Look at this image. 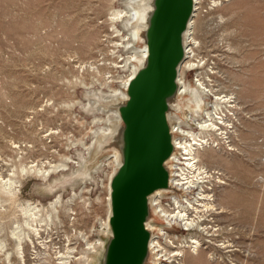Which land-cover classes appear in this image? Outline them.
I'll use <instances>...</instances> for the list:
<instances>
[{
    "label": "rangeland",
    "instance_id": "1",
    "mask_svg": "<svg viewBox=\"0 0 264 264\" xmlns=\"http://www.w3.org/2000/svg\"><path fill=\"white\" fill-rule=\"evenodd\" d=\"M132 4L0 0V178L14 184L0 182V264H101L95 244L109 238L107 177L119 143L110 130L120 99L109 95L143 46L138 22L127 21ZM191 35L194 67L182 81L203 84L217 125L205 114L180 123L201 139L196 159L223 177L203 217L220 228L200 240L182 233L175 250L181 264H264V0H199ZM27 202L42 206L38 219L22 214ZM190 221L187 229L208 227Z\"/></svg>",
    "mask_w": 264,
    "mask_h": 264
},
{
    "label": "water",
    "instance_id": "2",
    "mask_svg": "<svg viewBox=\"0 0 264 264\" xmlns=\"http://www.w3.org/2000/svg\"><path fill=\"white\" fill-rule=\"evenodd\" d=\"M193 0H152L143 37L147 55L118 106L121 163L109 181L110 236L101 264H145L150 233L148 198L168 187L166 160L173 151L167 121L184 59L183 35Z\"/></svg>",
    "mask_w": 264,
    "mask_h": 264
},
{
    "label": "built area",
    "instance_id": "3",
    "mask_svg": "<svg viewBox=\"0 0 264 264\" xmlns=\"http://www.w3.org/2000/svg\"><path fill=\"white\" fill-rule=\"evenodd\" d=\"M188 43L190 41L186 42V44ZM184 46L185 40L183 38V48ZM169 130L171 137L174 135L178 140L190 139L189 136L181 135L176 129H171L170 125ZM206 140H209V144L210 142L217 143L214 137H206ZM181 153L182 151L173 145V151L165 162L168 172V187L163 193L154 196L151 204L149 202L151 195L148 198L149 217L147 221L150 220L152 231H149L146 227L150 233V238L147 263L145 262V264H156V262L160 264H181L183 253H180L181 250L176 251L175 249H177L176 242L182 233L192 232L194 237L199 239L201 234L211 237L210 232H217L220 228L215 224V220H212L213 216L206 219L213 213L205 209V205L209 202V195H214L215 189L223 184L222 175L202 166L192 156L185 157L184 155L182 157ZM206 171L210 172L209 177L206 176ZM217 176L222 178V180H217L215 178ZM152 208L155 209V212L152 211ZM163 212L167 213V215L163 214ZM205 215L207 216L203 218ZM176 216H181L184 220L194 219V222L197 220L196 223L199 224L201 222V224L204 223L203 227L205 224L208 227L201 231L196 226L186 229L183 221ZM210 226L215 227L209 228ZM67 260H71V257L67 258Z\"/></svg>",
    "mask_w": 264,
    "mask_h": 264
},
{
    "label": "bare ground",
    "instance_id": "4",
    "mask_svg": "<svg viewBox=\"0 0 264 264\" xmlns=\"http://www.w3.org/2000/svg\"><path fill=\"white\" fill-rule=\"evenodd\" d=\"M125 1H128V0H125ZM134 1V4H132V8H131V12L129 14V17L127 19V21H131L133 19H135V21L138 22V25L135 26L134 28V31H133V35L136 37V38H139L140 41L142 42V49L140 51V55L139 56H135L133 55V57L135 56V62L136 64H132L131 67H130V72H129V75L127 76V78L123 81V82H120L122 83L121 84V90L119 91H114L113 90L111 92L115 93V94H111L109 95V97L112 95V96H116V98H119L120 101L116 104V108L115 110L113 111V117L115 119V126L110 130V135H116V137H119V133L122 129V122L120 120V117H119V113H118V106L120 104H123L126 99H127V94H126V89H127V85H128V82L129 80L133 77V75L137 72L138 69L141 68V66L144 64V60L146 58V55H147V51H146V44H145V41H144V37H143V33H144V30L147 26V19H148V16L152 10V0H133ZM194 1V5H193V13H192V17L189 21V24H188V27L184 33V40H185V46H184V50H185V53H184V59L183 61L181 62V64L179 65V68H178V76H177V90H176V93H175V96L173 98L172 101H176L177 103L176 104H172V101L169 102V111L167 113V119H168V123L171 127V129H176L181 135L183 136H189L191 140L187 141V140H178V138L176 136H172V142H173V145L176 147V148H179L182 153H181V156L183 157L185 155V157H189V156H192L193 159H196L195 157V149L199 143L198 141H200L201 139L197 138V135L191 133V132H186L185 130H183L181 127H182V124L180 122L184 121L186 119V116L187 118H189V121H192V122H196V118L199 116V115H206L208 118H209V122H210V126L212 127H216L217 123L214 122V119L212 117V114L210 112H207L206 108L209 106L208 103L205 102V99L207 98V92L205 87L203 86L202 83H197V87L195 86L194 88H192L191 86H186L184 84V82L182 81V70L183 69H190L192 67H194V64L191 62V58L193 56V44H192V38H191V34H192V26H193V19L195 17V14H196V10H197V5L199 3V0H193ZM130 2V0H129ZM126 3V2H125ZM129 5V4H128ZM129 8V7H128ZM124 11V10H123ZM122 11V12H123ZM126 12V11H125ZM127 13V12H126ZM120 14V13H119ZM125 14V13H124ZM127 15V14H126ZM118 16V15H117ZM114 19V18H113ZM120 19V18H119ZM118 19V20H119ZM116 20V19H115ZM126 20V19H125ZM135 25V24H134ZM132 30V29H131ZM131 35V34H130ZM131 36H129L130 38ZM187 41H190V43L186 44ZM133 53V52H132ZM131 53V54H132ZM131 58H132V55H131ZM133 60V59H131ZM187 95L189 98L187 100H183V96ZM108 97V98H109ZM113 98V97H112ZM218 106H219V102L215 103L213 105L214 107V110L218 109ZM220 112V111H218ZM107 115V114H106ZM216 119V117H214ZM99 119V118H98ZM102 119V118H101ZM99 119V121L101 120ZM107 119V117H106ZM97 121V120H96ZM98 121V122H99ZM108 121V120H107ZM102 122H103V119H102ZM104 122H105V119H104ZM100 124V123H99ZM105 124V123H104ZM206 124V121H203V124H201L200 122L198 123L199 127H201L200 129L203 130L202 127H206V126H203ZM103 127V126H102ZM102 127H100L99 129H101ZM98 129V131H99ZM209 129V128H208ZM207 129V130H208ZM101 131V130H100ZM99 131V132H100ZM104 133V132H103ZM106 133V132H105ZM96 135V133H95ZM200 136V135H199ZM93 141V140H92ZM91 144V143H90ZM201 144V143H200ZM201 146V145H200ZM87 148V147H86ZM89 148V147H88ZM86 150V149H85ZM87 151V150H86ZM197 151V150H196ZM112 154V153H111ZM114 158L113 160V164H114V169L112 168V173L109 174L110 176L107 177L108 178V184H107V218L105 219L104 221V227L106 229V234L108 235V237L110 236V229H109V224H108V218H109V215H110V205H109V181L111 179V177L113 176V174L115 173L116 169L118 168V166L120 165L121 163V156H120V152H119V149L118 148H115L113 150V156ZM112 158V159H113ZM177 159V158H176ZM111 162V161H110ZM63 164V163H62ZM59 165V164H58ZM58 165H55L57 167H59ZM56 167V168H57ZM54 168V169H56ZM64 168V167H62ZM66 168V166H65ZM52 169V170H54ZM22 170V169H21ZM31 170V168H30ZM35 173H38L40 174L41 176V179H43L42 177H45V172L37 169V168H33L32 169ZM44 170V169H42ZM51 170V171H52ZM65 171V170H64ZM22 173V172H21ZM209 174V173H208ZM37 175V174H36ZM172 175V174H171ZM208 176V175H207ZM46 180V179H45ZM0 182H2L3 185H6L5 187L9 188L10 186H13V182L10 181L9 179L7 181H3L2 178H0ZM17 185V184H16ZM4 187V186H3ZM14 187V186H13ZM4 189V188H3ZM17 190V189H16ZM9 191V190H8ZM165 191V189H159V190H156L149 198V202L150 204L152 203V199L154 196L156 195H159L161 193H163ZM211 200V199H210ZM59 201V197H57L52 203H50V206L52 208L55 207V203H57ZM213 204V203H211ZM209 205V204H208ZM207 206V205H206ZM211 206V205H210ZM42 208V206L40 204H38L37 202H27L24 206V208H22V214L24 213V215H28L29 217H33L34 219H36L38 216V213L40 212V209ZM207 209V208H206ZM152 211L155 212V209L152 208ZM163 214H166L165 212H163ZM23 215V216H24ZM178 219H180L181 221H183L184 225L185 226H192L194 223L192 221H190L189 219L187 220H184L181 216H176ZM26 218V217H25ZM38 219V218H37ZM29 221V220H28ZM27 227V226H26ZM146 227L149 231H152V225L150 224V220H148L146 222ZM39 228V227H38ZM188 228V227H187ZM186 228V229H187ZM31 229V228H30ZM29 229V230H30ZM32 231V230H31ZM34 233H38V229H34L33 230ZM32 234V232H31ZM18 238V246L16 247L18 250V254L21 256V259L23 260V249H22V245H21V240L19 237ZM92 243V242H91ZM193 243V242H192ZM89 244V243H88ZM95 245H98V247L101 248L102 250V253L104 251V247H105V244H103V242H98L96 243ZM94 245V247H95ZM92 246V245H90ZM90 248V247H89ZM194 250V249H193ZM69 254V253H67ZM8 256V255H7ZM102 256V254H101ZM64 257V256H63ZM68 257V256H67ZM18 258H20L18 256ZM66 258V257H65ZM65 258H61L62 261H60V264H68L67 261H64ZM67 259V258H66ZM150 259V258H149ZM24 263V262H23ZM22 263V264H23ZM147 263V262H146ZM85 264H88L87 262ZM156 264H160L159 262H156Z\"/></svg>",
    "mask_w": 264,
    "mask_h": 264
}]
</instances>
